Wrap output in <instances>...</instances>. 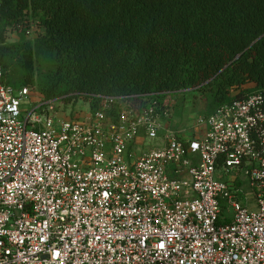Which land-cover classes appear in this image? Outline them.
<instances>
[{"label": "built area", "instance_id": "obj_1", "mask_svg": "<svg viewBox=\"0 0 264 264\" xmlns=\"http://www.w3.org/2000/svg\"><path fill=\"white\" fill-rule=\"evenodd\" d=\"M0 61V264H264V93L163 124L64 118ZM158 145L128 157L140 134Z\"/></svg>", "mask_w": 264, "mask_h": 264}, {"label": "trees", "instance_id": "obj_2", "mask_svg": "<svg viewBox=\"0 0 264 264\" xmlns=\"http://www.w3.org/2000/svg\"><path fill=\"white\" fill-rule=\"evenodd\" d=\"M0 61L41 100H110L112 121L153 106L164 123L165 98L190 89L212 113L264 93V0H0Z\"/></svg>", "mask_w": 264, "mask_h": 264}, {"label": "rangeland", "instance_id": "obj_3", "mask_svg": "<svg viewBox=\"0 0 264 264\" xmlns=\"http://www.w3.org/2000/svg\"><path fill=\"white\" fill-rule=\"evenodd\" d=\"M37 29L33 26L28 30L26 36L28 38L35 37ZM20 39V36L16 32L7 33L8 42H16ZM18 79L16 71L12 68L9 70L10 84H14ZM13 86V85H12ZM13 87H18L17 85ZM33 90L37 89L36 86H30ZM246 89H251L252 86H245ZM235 94V92H233ZM37 95V94H36ZM169 108L170 115L163 124L170 128L177 129L180 134L195 136L201 135V128L197 125V120L204 117L210 112L207 109V102L201 97V95L195 90H187L182 94H177L165 98L164 100ZM54 109L57 113L64 118H83L90 113L89 105L83 99H78L75 103H63L56 100L54 103ZM158 145L157 140L147 139L142 133L137 137L136 141L129 147L128 157L135 156L141 153L143 150L149 147Z\"/></svg>", "mask_w": 264, "mask_h": 264}, {"label": "crops", "instance_id": "obj_4", "mask_svg": "<svg viewBox=\"0 0 264 264\" xmlns=\"http://www.w3.org/2000/svg\"><path fill=\"white\" fill-rule=\"evenodd\" d=\"M246 86H252V85L249 84V85H246Z\"/></svg>", "mask_w": 264, "mask_h": 264}]
</instances>
